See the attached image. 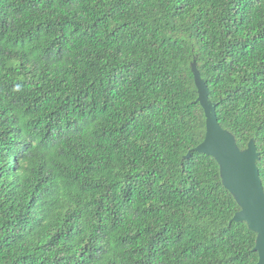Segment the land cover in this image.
Returning a JSON list of instances; mask_svg holds the SVG:
<instances>
[{
	"label": "trees",
	"instance_id": "trees-1",
	"mask_svg": "<svg viewBox=\"0 0 264 264\" xmlns=\"http://www.w3.org/2000/svg\"><path fill=\"white\" fill-rule=\"evenodd\" d=\"M195 60L264 184V0H0V264L258 263Z\"/></svg>",
	"mask_w": 264,
	"mask_h": 264
},
{
	"label": "water",
	"instance_id": "water-1",
	"mask_svg": "<svg viewBox=\"0 0 264 264\" xmlns=\"http://www.w3.org/2000/svg\"><path fill=\"white\" fill-rule=\"evenodd\" d=\"M192 71L198 87V100L207 118L205 138L194 150L211 155L218 161L223 183L240 206L234 220L247 222L249 228L257 233V264H264V184L257 164L261 153L254 139L250 140L247 148L242 149L236 136L221 125L217 103L210 99V89L202 77L197 60L192 63ZM192 151H189L187 158Z\"/></svg>",
	"mask_w": 264,
	"mask_h": 264
}]
</instances>
